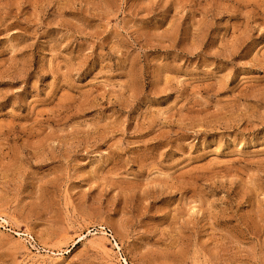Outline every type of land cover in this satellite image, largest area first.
<instances>
[{"label": "rangeland", "instance_id": "obj_1", "mask_svg": "<svg viewBox=\"0 0 264 264\" xmlns=\"http://www.w3.org/2000/svg\"><path fill=\"white\" fill-rule=\"evenodd\" d=\"M0 264H264V0H0Z\"/></svg>", "mask_w": 264, "mask_h": 264}, {"label": "bare ground", "instance_id": "obj_2", "mask_svg": "<svg viewBox=\"0 0 264 264\" xmlns=\"http://www.w3.org/2000/svg\"><path fill=\"white\" fill-rule=\"evenodd\" d=\"M6 222V221H5Z\"/></svg>", "mask_w": 264, "mask_h": 264}]
</instances>
